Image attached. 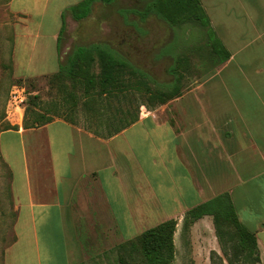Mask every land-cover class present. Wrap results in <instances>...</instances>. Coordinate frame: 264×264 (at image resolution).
Listing matches in <instances>:
<instances>
[{"label":"crops","instance_id":"1","mask_svg":"<svg viewBox=\"0 0 264 264\" xmlns=\"http://www.w3.org/2000/svg\"><path fill=\"white\" fill-rule=\"evenodd\" d=\"M7 1L12 15L36 23L25 78L62 93L52 85L62 15L84 0ZM201 2L230 58L161 110L125 112L121 131L104 136L43 113L38 97L18 116L17 130L0 133L16 210L3 264H97L171 220L176 253L192 251L195 264H211L210 253H223L214 218L195 221L189 232L184 224L190 211L222 195L256 235L264 264V0ZM51 12L59 24L48 43L42 22ZM34 60L59 69L36 72Z\"/></svg>","mask_w":264,"mask_h":264},{"label":"rangeland","instance_id":"2","mask_svg":"<svg viewBox=\"0 0 264 264\" xmlns=\"http://www.w3.org/2000/svg\"><path fill=\"white\" fill-rule=\"evenodd\" d=\"M141 1L117 0L113 6L97 4L92 15L80 22L66 15V30L62 36L60 51L61 63H65L78 47L100 44L123 58L127 57V53L128 58L133 61V68L146 78H141V74L125 75L128 87L123 91L111 89L110 93L105 92L100 83L96 82L92 88L82 84L72 88L68 83L67 91L59 93L57 89L50 90L45 80L33 82L25 78L24 62L27 59L24 55L35 36L30 31H33L36 23L34 26L28 19L15 17L8 10V1L0 0V133L6 129H18V116L25 113L24 108L29 107L31 99L39 97L38 105L43 113L52 117H66L93 133L114 135L124 125L120 119L125 112L133 117L141 115L145 109L155 112L165 106L159 105L153 92L170 91L176 87L170 91V95H179L191 88L205 73L214 72L228 62L223 56L214 54L208 29L198 24L184 23L171 27L155 19L142 23L134 14H123L129 9L141 8ZM67 10L64 11L65 14ZM57 24L59 22L52 12L51 17L42 22L47 33H42L41 36L46 42L53 43L51 32ZM170 43L175 48L173 54L167 57V53H172ZM37 64L38 61L35 60L32 63L36 72L53 75L59 69V65L53 60L45 66ZM174 69L176 73L171 74L170 71ZM92 73L95 77L99 75L98 61ZM19 91L25 93L26 103L22 105L23 112L15 115V103L21 102ZM9 180V173L0 159V264H3L5 249L14 238L16 210L11 199ZM191 226L186 229L184 227V230L189 232ZM189 239L188 244L191 245V235ZM233 244L235 243L226 246L230 256L234 253ZM211 255L212 253L206 258L209 263ZM219 257L226 264L223 253ZM233 261L235 264H242L237 259ZM97 264H142V260L139 253H119L117 249V253L101 256ZM175 264H195L192 251L187 253L181 250L176 253Z\"/></svg>","mask_w":264,"mask_h":264},{"label":"trees","instance_id":"3","mask_svg":"<svg viewBox=\"0 0 264 264\" xmlns=\"http://www.w3.org/2000/svg\"><path fill=\"white\" fill-rule=\"evenodd\" d=\"M116 2L117 0H84L68 9L66 14L62 15L64 24L59 35V51L62 36L66 30V15L80 22L92 15L95 4L113 6ZM141 4V8L129 9L123 14L125 16L134 14L142 23L155 19L171 27L184 23L198 24L208 29L209 40L214 54L223 56L225 61L230 58L229 53L212 29L211 21L201 0H142ZM169 46L171 52H173L174 44L170 43ZM112 52L113 50L100 44L78 47L68 56L65 63H61L58 74L52 79V85H57L63 93L67 91L68 83H70L72 88H77L81 84L92 88L96 82H99L103 91L109 93L111 89H121V91L127 89L128 83L124 80V76L130 74L140 75L141 73L133 68V61L128 58L127 53L125 54L127 57L124 56L123 58ZM169 55L167 53V57ZM117 56L120 58H117ZM96 61H98L100 67V73L97 77L92 73ZM170 73L175 74L176 70H171ZM142 77L146 78L141 74ZM170 91L157 90L153 92V97L159 102L160 106L166 105L178 96V94L171 96ZM36 99L37 97L31 99L29 106ZM133 121L131 119L127 123L129 124ZM8 130L17 129L12 128L5 131ZM204 216H212L214 218L216 235L228 264H235L234 259H237L239 263L242 262V264H261L256 235L241 225L229 195L219 196L190 211L185 219V229ZM177 225V221L171 220L152 228L137 239L122 244L118 249L119 253H139L142 264H175L176 247L174 237ZM231 243H235L232 245L234 249L232 256L226 250V246ZM218 261L223 264V260L216 253H212L211 263L217 264Z\"/></svg>","mask_w":264,"mask_h":264},{"label":"built area","instance_id":"4","mask_svg":"<svg viewBox=\"0 0 264 264\" xmlns=\"http://www.w3.org/2000/svg\"><path fill=\"white\" fill-rule=\"evenodd\" d=\"M23 92H24V90H23ZM18 93L21 94L18 96L20 98L21 102L15 103L14 112H13L15 115L23 112L22 105H25V103H26V95H24L25 93L23 94V93H21V91H19Z\"/></svg>","mask_w":264,"mask_h":264}]
</instances>
